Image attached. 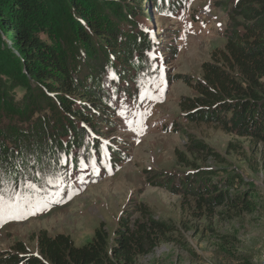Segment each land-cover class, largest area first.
I'll return each mask as SVG.
<instances>
[{"label": "trees", "instance_id": "16d2710c", "mask_svg": "<svg viewBox=\"0 0 264 264\" xmlns=\"http://www.w3.org/2000/svg\"><path fill=\"white\" fill-rule=\"evenodd\" d=\"M154 6L172 18L185 9L186 0H0V174L17 185L27 179L38 186L24 209L34 202L55 205L58 189L69 196L68 166L60 163L67 159L68 143L72 149L81 145L88 158L93 149L98 159L106 160L89 133H98V122L114 125L106 117L109 95L98 75L109 64L127 84L142 73L160 74L145 54L156 43L137 18L148 17ZM105 12L133 31L115 27ZM228 17L225 45L201 64V77L174 76L184 78L194 91L181 98L179 108L190 122L216 124L252 144L261 143L264 153V0H236ZM170 40L156 44L169 58L177 52ZM87 76L95 82H87ZM189 148L216 155L201 140L191 139ZM115 150L107 156L113 165L122 159V149ZM72 157L76 161L75 152ZM185 162L191 167L186 173L151 171L146 180L193 198L208 213L219 206L254 210L256 202L247 192L229 197L221 183L212 182L216 171ZM129 216L120 217L112 236L101 222L81 246L67 235L51 237L42 231L36 238L38 255L18 242L15 251L0 253V264H134L171 229L151 216L132 226Z\"/></svg>", "mask_w": 264, "mask_h": 264}, {"label": "rangeland", "instance_id": "374dc122", "mask_svg": "<svg viewBox=\"0 0 264 264\" xmlns=\"http://www.w3.org/2000/svg\"><path fill=\"white\" fill-rule=\"evenodd\" d=\"M235 1L186 0L185 9L172 18L150 8L148 17H137L142 27L150 30L152 40L164 43L171 39L177 52L169 58L168 53L158 52V45L145 50L160 75L136 80L138 85L144 84L143 92L141 88L135 90L133 84L126 86L124 79H117L111 64L98 75L110 95L112 109L107 117H111L114 125L98 122L99 138L92 136V139L99 144L102 154L123 149L122 159L115 166L102 161L105 166L100 169L93 149L88 158L82 153L81 145L72 149V143H68L69 152L63 164L68 166L73 187L69 197L60 195L58 190L55 197L60 198L54 206L37 205L30 214L17 218L5 216L0 220V253L15 251L14 245L21 242L30 254L38 255L36 238L42 231L51 237L67 235L74 245L81 246L91 239L101 222L112 236L120 217L130 214L132 226L151 216L166 222L171 229L165 240L153 251L138 256L134 264L261 263L264 256L263 145L224 132L216 124L190 122L179 103L194 91L184 78L174 77L178 74L194 79L201 77V64L210 59L212 51L221 50L225 45L228 11ZM105 15L118 29L133 31L126 21L116 20L109 12ZM170 32L171 38L167 37ZM86 79L94 83L96 78L87 76ZM127 89L134 92L129 93ZM191 139L201 140L214 151L215 157L189 148ZM74 152L76 161L72 160ZM183 156L201 169L216 171L212 182L221 183L229 197L247 192L256 202L254 210L237 212L219 206L208 213L198 208L199 203L193 198L147 182L146 175L151 171L177 175L190 171Z\"/></svg>", "mask_w": 264, "mask_h": 264}, {"label": "snow or ice", "instance_id": "6c2138e0", "mask_svg": "<svg viewBox=\"0 0 264 264\" xmlns=\"http://www.w3.org/2000/svg\"><path fill=\"white\" fill-rule=\"evenodd\" d=\"M60 163H65L61 160ZM2 172V170H0ZM37 176L41 173L37 172ZM38 186L34 185L30 180L25 179L22 184L12 180H5L3 174H0V220L5 216L17 218L24 212L25 200L33 192L37 191Z\"/></svg>", "mask_w": 264, "mask_h": 264}, {"label": "bare ground", "instance_id": "6f19581e", "mask_svg": "<svg viewBox=\"0 0 264 264\" xmlns=\"http://www.w3.org/2000/svg\"><path fill=\"white\" fill-rule=\"evenodd\" d=\"M263 257V259H262V261H261V263L260 264H264V256H262Z\"/></svg>", "mask_w": 264, "mask_h": 264}]
</instances>
